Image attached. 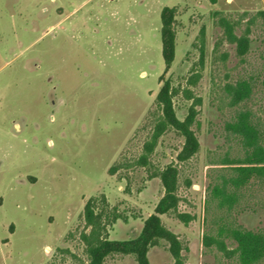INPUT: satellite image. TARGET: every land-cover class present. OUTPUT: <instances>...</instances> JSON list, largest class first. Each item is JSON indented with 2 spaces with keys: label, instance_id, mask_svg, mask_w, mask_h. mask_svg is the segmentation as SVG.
Listing matches in <instances>:
<instances>
[{
  "label": "rangeland",
  "instance_id": "374dc122",
  "mask_svg": "<svg viewBox=\"0 0 264 264\" xmlns=\"http://www.w3.org/2000/svg\"><path fill=\"white\" fill-rule=\"evenodd\" d=\"M165 6L176 8L167 71ZM222 19L236 35L249 28L244 55L225 38ZM196 73V84H187ZM161 77L180 88L178 118L193 100L183 88L200 98L192 124L200 146L179 161L184 140L169 129L149 157L155 167L178 169L177 211L159 217L180 250L176 261L160 240L149 264H236L202 235L221 213L213 185L229 177L226 160L242 156L238 138H226L238 107L227 104L225 83L250 85L245 104L264 133V0H0V264H85L83 208L92 196L104 195L121 213L109 239L140 233L163 195L159 178L149 176L154 167L134 163L150 135ZM113 164L121 167L111 174ZM177 212L191 218L184 223ZM235 216L264 231V190L247 191ZM104 264L137 262L114 254Z\"/></svg>",
  "mask_w": 264,
  "mask_h": 264
},
{
  "label": "trees",
  "instance_id": "16d2710c",
  "mask_svg": "<svg viewBox=\"0 0 264 264\" xmlns=\"http://www.w3.org/2000/svg\"><path fill=\"white\" fill-rule=\"evenodd\" d=\"M176 8L165 6L160 13L162 57L167 71L173 62L175 54V22ZM225 38L235 43L237 54L242 56L248 51L249 39L245 32L236 35L233 32L235 24L228 19H222ZM203 48L200 49V64H202ZM199 74H191L186 83L196 84ZM154 100L155 110L153 124L148 139L143 143L142 152L135 160V164L149 168L154 167L150 177H158L163 195L158 200L155 213L150 214L144 221L139 234L123 240L108 238V227L116 220L122 218L116 207H111L104 195L90 197L83 208V218L88 232L81 234L85 242L87 262L85 264H104L106 257L114 254H132L137 264H149L148 251L160 240L168 242L170 252L176 261H179L180 250L176 236L167 229L159 217L160 214L177 211V175L178 169L174 164H167L162 168L153 166L152 155L159 138L169 129L174 130L183 137L182 147L177 154L179 161L191 158L199 150V141L192 129L195 120V105L200 98L195 97L189 88L182 92L187 98H192V103L187 109L183 119L178 118L173 104V98L178 94L179 87L174 86L169 78L163 80ZM227 97V104L238 107L237 120L226 125L230 135L238 138L242 156L227 157L230 164L229 177H222V185L214 184L213 197L218 198L216 208L220 210L217 218V228L202 235V242L208 247L216 248L228 262L236 264H264V231L261 229H247L236 222L235 211L240 206L246 192L249 190H264V133L253 122L252 111L246 107L250 99L251 88L244 79L227 82L223 86ZM129 164H126V166ZM149 166V167H148ZM121 165L113 164L109 168L111 174L116 173ZM177 217L184 223L191 218L189 214L177 212ZM219 222V223H218Z\"/></svg>",
  "mask_w": 264,
  "mask_h": 264
}]
</instances>
